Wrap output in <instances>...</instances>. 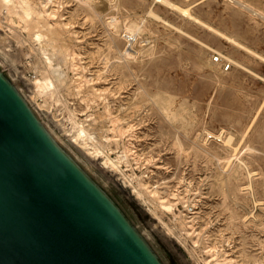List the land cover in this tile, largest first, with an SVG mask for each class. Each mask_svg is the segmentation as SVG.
I'll list each match as a JSON object with an SVG mask.
<instances>
[{
    "label": "rangeland",
    "instance_id": "rangeland-1",
    "mask_svg": "<svg viewBox=\"0 0 264 264\" xmlns=\"http://www.w3.org/2000/svg\"><path fill=\"white\" fill-rule=\"evenodd\" d=\"M29 1L32 2V4H35L34 6H36L37 8H40L41 0H29ZM169 1L181 7L185 5V7L183 8H187V7L190 8L193 13L201 17L204 21L220 29L221 31H224L234 36L239 41H241L242 43L244 42V44L251 47L259 54L261 53L260 55L264 56V20H261L258 18L255 19V17L251 16L249 13H247L243 9L236 7V5L234 6V4L230 3L229 0H169ZM244 1L248 3L250 2L249 4L252 3L251 5L254 8H256L257 10H260L261 12H264V7H262L264 6V0H249V1L244 0ZM93 2L94 4L97 5L99 9L96 15L92 10L88 8H86L87 10L86 11L84 9L85 6L83 7V5L78 4L79 2L77 0H53V2L51 4H48L46 8L48 11L47 13L48 14L51 13L52 22H59V23L62 22L64 29L67 30L66 35L68 34L67 35L68 37L67 36L66 37L68 39V43H70L72 47L71 49H73V51L75 52L74 54H77V56L76 55L73 56V54L71 55L73 56V59L72 57L70 58L71 62L69 63V66L67 68V71L69 73L66 71V78L64 82L62 83L54 82L55 84L54 92L55 93L53 94V97L50 96L48 98L46 96H43L42 94H38L36 91V87L33 83L36 80L42 78L46 72L43 70L44 63L42 61H44V58L42 54L39 53L41 52L40 48L38 47L39 45L37 41H34L35 39L33 35H31L33 31L31 30V28L28 27L29 25L28 22L21 19L17 14H12V16L10 15V17L5 18L7 16L5 15V13L2 12L3 6L1 4H0V59L5 63L9 72L17 76L18 81L20 82V85L25 90L26 96L30 99L34 107H36V109L40 112L41 117L45 120V122L49 124L60 135V137L63 138L67 142V144L72 148V150L75 151L78 154V156L86 162V164L91 169V171L96 173L101 181L103 180L102 182L108 188H110V191L114 194L116 199L121 203L125 211L132 218L133 222L141 230H146L150 234L153 245L162 255L166 264H215L216 258L217 259L219 258L218 260L221 262H225L224 258H227L228 260L232 258L233 260L232 259L231 260L235 264H252V263L253 264H264L263 262L264 261V230H263L264 229V202L262 201L264 199V195H263L264 194V155H263L264 154V80H263L264 79V60L254 55L248 54L245 51H241L237 49L235 50V49H230V48L229 50H227L225 48L226 45L223 44L219 38L211 35L209 32L203 29L195 27L194 25L190 24L180 14L175 13L165 8L161 4L158 5L159 3H154V0H142V3H141V0H123L124 3L126 2L125 6L130 10V13L132 14L130 19L137 21L140 18L145 17L144 15L146 14V12L150 9V7L151 8L153 7L156 13H159L163 18L171 22V24H174L175 27L181 29L182 31L186 33H189L190 35H193L195 37L205 40V42H207L214 50L222 53L226 57H230V59L238 62L239 65L232 64L233 66L234 65L235 66L234 67L232 66V68L228 70L227 72L223 69L222 63L220 62L215 61V63L221 64L219 66L216 64H214V66L213 65L210 66L209 59L212 60V57L213 56L216 57V55L218 56V54L208 51V50L205 51L206 54L204 53L205 55H203L202 60L204 63L203 62L200 63L194 58V55L197 51V48L194 42H192L188 37L184 36L183 34L181 33L179 34L178 32L174 31V29H171L167 25H164L162 23L159 24L155 21L153 22L150 19L153 22V23L150 22L151 23L150 27L152 29L154 28L153 33L150 34L147 32L148 34H145V38L148 37V39L152 40V45L154 46L153 51L155 53L152 51V54H150L149 47L147 48L144 47V49L140 50L138 54H135L136 50L133 45L130 46L129 44H126L127 45L126 46L125 44H123V42H120L119 44L120 49L126 50L128 49L127 47L129 46L128 50L132 49V52H134V55H135V57L132 58L133 60L130 59L129 61H125L124 59L123 60L119 59L120 63L123 66L122 67L123 69H122L119 62H117L118 59H116V57H118L119 54L115 53L112 50L110 51L109 49L110 40L108 39H110V37L108 36V31L106 27H104L106 26V22L105 24L103 23L104 22L103 20H106L109 17L107 16V13L109 12L107 8L108 0H94ZM235 12L237 14L236 16H235ZM88 16H91V17H88ZM96 17L100 18L99 21H98V18ZM18 18L21 19L20 22ZM10 19H13L12 22L14 23L15 26L12 25L13 23H10L9 21ZM6 20L7 22H3ZM7 23L8 24L10 23L11 25L10 24L8 25ZM17 23H19V25H16ZM8 26L9 28L12 29V32L7 30ZM25 26L27 27V29H25L26 28ZM105 32L106 34H104ZM72 35L73 37H71ZM105 39H106V43H105ZM174 40H176L177 42ZM76 42L78 45L75 44ZM153 43H155V45ZM30 44L32 45V47ZM178 46H181V47L178 48ZM158 49L160 51H158ZM87 51L90 52L88 53L89 56L87 54ZM95 59H98V60H95ZM152 59H153V62L155 63H152ZM225 59H228V58H225ZM130 62L131 63L133 62V64H131ZM35 64H37L38 66ZM110 64L112 65L110 66ZM72 66L73 67L77 66V67L73 68ZM238 66L240 68H237ZM131 70H134V71H131ZM76 75H78L79 77H77ZM67 76H70V77H67ZM221 76L223 77L221 78ZM133 77L135 79H133ZM119 78L121 79L119 80ZM154 84H156V86ZM62 85H65L66 87ZM84 88L85 89L87 88V89L85 90ZM138 88H140L141 90L140 89L138 90ZM74 89L77 91H75ZM143 89L146 90V92L149 95H152V94L155 95L156 93H159L161 91L159 94L162 95V98L166 97L165 100H167V101H164V103L167 104L166 107L171 110L174 109L173 111L177 112V115H179V119L177 120V122L169 121L167 118H165L166 116H165V113L162 112L163 111L162 108L161 110H159L160 107H158L153 102H151L150 101L151 99L149 97L147 99V95H146V98L145 96H143L145 95L143 94L145 93ZM72 90H73V93H72ZM90 92L93 94H91ZM134 92H136V94ZM70 94L72 95L70 96ZM66 95H68L67 96L68 98L65 97ZM85 97L87 100H91V102L90 101L88 102L85 99ZM104 97L106 99H103ZM172 98L174 100H172ZM134 99L136 101H134ZM114 100L115 101L117 100L116 103ZM168 100L172 102H169ZM174 101L176 103H173ZM140 102H144V103H140ZM188 103L190 104L189 106H188ZM103 104L105 105L103 106ZM178 105H181V106H178ZM83 107H85L86 109ZM91 107H94V108L91 109ZM178 107H180L179 108L180 110H178ZM107 108L112 114L111 117L108 116V113H105L107 112ZM129 108L130 109L132 108L133 110L132 109L130 110ZM181 108L184 112L181 111ZM187 109H190V110L187 111ZM130 111H132V113ZM207 111H208V114H207ZM149 113L153 115L151 116ZM105 115L108 116V119H107V116ZM159 115L161 117H159ZM85 118H86L85 122L87 124H85L84 122ZM112 118H119L120 124L124 126V129H127V127L125 126H127V123L129 122L130 125H133V129L127 130L126 133L124 132V134L120 135L119 132L117 133L116 131H114V123H112L111 121ZM181 120H182V123H181ZM228 120L229 122H227ZM157 124L159 127L157 126ZM182 124L186 126V128H183L184 126ZM203 124L205 126H203ZM79 127L84 128L86 132L89 134V136L91 137L90 140H88V143L91 144L93 142V144L96 145V147H98L100 151H102L103 156L99 157V160L95 161V159L87 155V153L83 150V148L80 147V145L75 144L74 141L72 140L73 134L76 133V130ZM101 128H104V129L101 130ZM229 128L231 131L229 130ZM179 129L182 130V133L180 132ZM108 130L111 132H109ZM206 132H210V135H213V137L209 139V141H208L209 136L208 134H206ZM224 132H226V134ZM111 133H114V136ZM203 133L204 135H202ZM229 134L233 135V139H234L232 140L231 143H229L228 145L229 147L233 146L234 148H237L239 150L245 144L248 146H251L252 153H250L251 151L249 152L250 154L247 152L245 153L243 157L248 167L250 166L251 173H255L251 177V180L253 183L251 190L250 189L242 190L243 192L239 191L238 193L235 192V196L238 199L236 202L234 201V199L233 200L227 199L226 201V203L231 204L230 206L232 207L234 206V208H236V211H238V215L242 216V221L241 219L236 220L234 226L229 225V221L227 220L228 212L224 211V198H222V195H220L217 189L218 180L214 181V179L217 178L216 176L219 177L221 175L222 177L220 176L219 178H223L225 176L222 170L223 169L226 170L228 165L224 161L222 162H219L218 160L216 161L217 159L215 158L216 154L212 152L213 150L218 151V156L222 158L223 156L225 157L228 154L229 151L224 152L222 150L223 143L219 140H221L222 137L224 138L226 137V135H229ZM249 134L250 136H248ZM243 135H245V137H243ZM175 136L179 137V139L181 140L182 146H183L182 149L185 151H179V148L176 146L174 142ZM216 137H221V138L219 139ZM100 139L102 140L100 141ZM203 139L205 142L203 141ZM120 145L123 147H121ZM236 145L238 146L236 147ZM130 146L132 147V149ZM200 148L211 150L210 151L211 153L209 152L206 153V152L197 150ZM128 149L130 150L129 152H128ZM121 150H122V153H121ZM125 150L128 153L127 160L129 164L131 163L130 165L126 163L127 160L123 156L126 153ZM133 152L136 153V155ZM104 156H110L112 157L113 160H117L118 157L122 156L121 161L123 164L120 163V167L122 168L121 170L127 176H130V177H133L134 174H135L134 176H138V177L148 176V178H143V179L146 180L145 183L150 186L149 190L151 188L153 189L154 187V189H156L159 192L160 196H163L164 199H168L169 196L167 194L168 193L171 194L174 191L173 192L174 194H178L179 192L178 194L179 197L184 198L185 201H193V203H196L197 209L194 210L195 212H197L196 214H190V212L187 211L180 204H178V207H177L179 208L180 211L183 212L181 214L187 215V217L184 216L186 221H190V219L191 221L193 220L192 223L191 224L189 223L188 225H192L194 223L193 225L195 226L194 227L195 233L192 234L193 229L191 230L189 228H188V231H190L192 236L191 235L187 236L186 233L180 232L179 231L180 226L178 222L174 220L175 219L174 215L169 212H163L162 210H160L157 204L155 203V200L151 197L152 195L144 191L145 197L147 196V200L151 208L154 209L156 213L158 212L157 214L158 216H160L159 218L161 220L160 219L158 220V217H156L154 213L152 212V210L148 208L149 206L146 203L142 202V199H139V197H137V195L132 192L131 187L125 181V179H123L122 175L119 174V172H116L114 170L112 171L111 169L109 170L108 168H105L103 166L102 161L104 159ZM241 176L239 177V180H238V183H240V188L245 187L249 184L248 174L245 170L244 171L242 170ZM165 185L167 189L166 187H164ZM252 194L254 196H252ZM253 200H256L255 204L253 203ZM257 202H260V204L257 205ZM187 204L188 203H186L185 205ZM237 204L238 206L236 207ZM198 208L200 209V212L198 211L199 210ZM180 211H178V209H175L174 213L178 215ZM162 223H165V225H167L168 227L170 226V228H172V230L179 236H181V233H184L181 236V238L185 239V244H187L186 246L187 248L188 247L189 248L187 249L184 245H182L177 240V238L173 236L167 230V227L165 228V225ZM258 224H260V226ZM173 227L175 228V230L173 229ZM225 230L227 232H224ZM197 234H200L201 237H199V235ZM205 234L208 236H206ZM195 240L198 241L196 244L197 248L194 247L195 251L192 252L191 254L190 251H192L191 249L194 246L193 242L191 241H195ZM208 249L219 252L220 256L216 257V256L210 255L211 252ZM207 250H208V253H207ZM203 257L204 259H202Z\"/></svg>",
    "mask_w": 264,
    "mask_h": 264
},
{
    "label": "water",
    "instance_id": "water-1",
    "mask_svg": "<svg viewBox=\"0 0 264 264\" xmlns=\"http://www.w3.org/2000/svg\"><path fill=\"white\" fill-rule=\"evenodd\" d=\"M102 181L0 59V264H166Z\"/></svg>",
    "mask_w": 264,
    "mask_h": 264
},
{
    "label": "bare ground",
    "instance_id": "bare-ground-1",
    "mask_svg": "<svg viewBox=\"0 0 264 264\" xmlns=\"http://www.w3.org/2000/svg\"><path fill=\"white\" fill-rule=\"evenodd\" d=\"M79 3L78 4H81V5H83V7H84V9L86 10V8H88V9H90V10H92L94 13H95V15L97 14V12L99 11V9H98V7H97V5L96 4H94V0H77ZM230 1V3H233L234 4V6L236 5V7H239V8H241V9H243L244 11H246L247 13H249L251 16H253V17H255V19L256 18H258V19H261V20H264V12H261L260 10H257L256 8H254L251 4H249L248 2H246V1H244V0H229ZM249 1V0H248ZM53 2V0H41V2H40V8H37L36 6H34L35 4H32V2H30L29 0H0V4L3 6V13H5V15L7 16V17H5V18H8V17H10V15L12 16V14H17L21 19H23V20H25L26 22H28V27L29 28H31V30L33 31L32 32V34L31 35H33V37H34V41H37V43H38V47L40 48V51L41 52H39V53H41L42 54V56H43V58H44V61H42L43 63H44V68H43V70L46 72L45 73V75L42 77V78H40V79H38V80H36L35 82H33L34 83V85H35V87H36V91H37V93L38 94H42L43 96H46V97H50V96H52L53 97V94L55 93L54 92V89H55V84H54V82L56 83H62V82H64V80H65V78H66V71H67V68H68V66H69V63L71 62L70 60V58L72 57V59H73V56L74 55H76L77 56V54H74L75 52L73 51V49H71L72 47H71V45H70V43H68V39H67V35H66V31L67 30H65L64 29V27H63V25H62V22L61 23H59V22H52L51 21V13H47L48 11H47V6H48V4H51ZM127 2V1H126ZM125 2V3H126ZM140 2V1H139ZM152 2V1H151ZM150 2V3H151ZM182 2V1H181ZM183 2H185V1H183ZM187 2V1H186ZM59 3V2H58ZM95 3H97V2H95ZM125 3L123 2V0H108V4H107V8H108V10H109V12L107 13V16H109L106 20H103L104 22V24H105V22H106V26H104V27H106V29H107V31H108V36L110 37V39H108V40H110V42H109V49H110V51L112 50V51H114L115 53H117V54H119L118 55V57H116V59H118L117 60V62H119V64L121 65V68L123 67L122 66V64L120 63V61H119V59H124L125 61H129L130 59H132V58H134L135 57V55H134V52H132V49H130V50H128L129 49V46L127 47L128 49H126V50H122V49H120V42H123V44H129L130 46H134L135 47V50H136V53L135 54H138V52L140 51V50H143L144 49V47L145 48H147V47H149V52H150V54H152V51H153V49H154V46L152 45V40L151 39H148V37L147 38H145V34H148V33H153V29L150 27V22H157V23H162V24H164V25H167L168 27H170L171 29H174V31H176V32H178L179 34L181 33V34H183L184 36H186V37H188L192 42H194V44L196 45V48H197V51H196V53H195V55H194V58H195V60H197V61H199L200 63L201 62H203V55H205L206 53H205V51H211V52H214V53H216V54H218V55H220V56H222L223 58H228L229 60H230V62L232 63V64H235V65H239V63L238 62H236V61H234V60H232V59H230V57H226L225 55H223L222 53H220V52H218V51H216V50H214L207 42H205V40H203V39H201V38H198V37H195V36H193V35H190L189 33H186V32H184V31H182L181 29H179V28H177V27H175L174 26V24H171V22H169L168 20H166L165 18H163L159 13H156L155 11H154V9H153V7L151 8L150 7V9L146 12V14L144 15L145 17H142V18H140L139 20H132V19H130V17L132 16V14L130 13V10L125 6ZM137 3V2H136ZM141 3H142V0H141ZM140 3V4H141ZM149 3V4H150ZM154 3H159L158 5H162V6H164L165 8H167V9H169V10H171V11H173V12H175V13H178V14H180L181 16H183L190 24H192V25H194L195 27H197V28H200V29H203V30H205V31H207V32H209L211 35H213V36H215V37H217V38H219L220 39V41L223 43V44H225L226 46H225V48L227 49V50H229V48L230 49H237V50H241V51H245L246 53H248V54H251V55H254V56H256V57H258V58H260V59H262V60H264V56H262V55H260L258 52H256L254 49H252L251 47H249V46H247L246 44H244V42L242 43L241 41H239L237 38H235L234 36H232V35H230V34H228V33H226V32H224V31H221L220 29H218V28H216V27H214L213 25H211V24H209L208 22H206V21H204L201 17H199L198 15H196L195 13H193L192 11H191V9L190 8H183V7H185V5L183 6V7H181V6H179V5H177V4H175V3H173V2H171V1H169V0H154ZM193 3V2H192ZM195 3V2H194ZM36 4H37V2H36ZM60 4V3H59ZM39 5V4H38ZM77 5V4H76ZM156 5V4H155ZM181 5V4H180ZM189 5V4H188ZM188 5H186V6H188ZM191 5V4H190ZM226 5V4H225ZM141 6V5H140ZM196 6V5H195ZM208 6V5H207ZM142 7V6H141ZM262 7H264V6H262ZM81 8V7H80ZM79 8V9H80ZM208 8V7H207ZM228 8V7H227ZM52 9V8H51ZM78 9V10H79ZM83 9V10H84ZM144 9H146V8H144ZM56 10V9H55ZM58 11V10H57ZM77 11V10H76ZM87 11V10H86ZM144 11V10H143ZM207 11V10H206ZM205 11V12H206ZM83 12V11H82ZM90 12V11H89ZM88 12V13H89ZM92 12V13H93ZM3 13H1V14H3ZM55 13H57V12H55ZM85 13V12H84ZM134 13V12H133ZM136 13V12H135ZM224 13V12H223ZM62 14H64V13H62ZM90 14V13H89ZM88 14V15H89ZM131 14V15H130ZM203 14H204V12H203ZM206 14V13H205ZM231 14V13H230ZM16 15V16H17ZM53 15H54V13H53ZM103 15V14H102ZM237 14H236V12H235V16H236ZM249 15V16H250ZM63 16V15H62ZM94 16V15H93ZM98 16V15H97ZM205 16V15H204ZM234 16V17H235ZM53 17H55V16H53ZM64 17V16H63ZM88 17H91V16H88ZM104 17V16H103ZM102 17V18H103ZM4 18V17H3ZM61 18V17H60ZM59 18V19H60ZM96 18H98V21H99V17H96ZM133 18V17H132ZM207 18V17H206ZM252 18V17H251ZM19 19V18H18ZM21 19H19V22H20V20ZM73 19V18H72ZM94 19V18H93ZM92 19V20H93ZM152 21H151V20ZM182 19V18H181ZM3 20V19H2ZM29 20H30V22H29ZM91 20V21H92ZM216 20V19H215ZM10 21V23H13L12 21H13V19H10L9 20ZM57 21V20H56ZM59 21V20H58ZM3 22H7V20L6 21H3ZM2 22V23H3ZM23 22V21H22ZM68 22V21H67ZM101 22V21H100ZM152 22V23H153ZM183 22V21H182ZM253 22V21H252ZM9 23V24H10ZM66 23V22H65ZM156 23V24H157ZM184 23V22H183ZM255 23V22H254ZM8 24V23H7ZM8 24V25H9ZM73 24V23H72ZM155 24V25H156ZM11 25V24H10ZM12 25H14V23L12 24ZM16 25H19V23H17ZM185 25V24H184ZM232 25V24H231ZM260 25V24H259ZM15 26V25H14ZM71 26V25H70ZM26 27V26H25ZM14 28V27H13ZM24 28V27H23ZM165 28H166V26H165ZM18 29H19V27H18ZM25 29H27V27L25 28ZM161 29H162V27H161ZM7 30L8 31H11L12 32V29L11 28H9V26L7 27ZM17 30V29H16ZM25 31V30H24ZM106 31V32H107ZM156 31H158V30H156ZM231 31V30H230ZM18 32V31H17ZM70 32V31H69ZM68 32V33H69ZM106 32L104 33V34H106ZM148 32V33H147ZM165 32V31H164ZM163 32V33H164ZM175 32V33H176ZM26 33H28V32H26ZM30 33V32H29ZM73 33V32H72ZM71 33V34H72ZM159 33V32H158ZM169 33V32H168ZM74 34V33H73ZM22 35V34H21ZM165 35V34H164ZM23 36V35H22ZM67 36V37H66ZM70 36V35H69ZM77 36V35H76ZM170 36H172V35H170ZM180 36V35H179ZM71 37H73V35L71 36ZM149 37H151V36H149ZM160 37V36H159ZM211 37V36H210ZM29 38H30V36H29ZM155 38V37H154ZM32 39V38H31ZM73 39H75V38H73ZM161 39V38H160ZM162 39H164V38H162ZM168 39V38H167ZM78 40V39H77ZM172 40V39H171ZM21 41V40H20ZM167 41V40H166ZM174 41H176V40H174ZM173 41V42H174ZM22 42V41H21ZM24 42V41H23ZM71 42V41H70ZM104 42V41H103ZM161 42V41H160ZM164 42V41H163ZM177 42V41H176ZM105 43H106V39H105ZM157 43H158V41H157ZM170 43V42H169ZM75 44H77V42L75 43ZM108 44V43H107ZM154 45H155V43H153ZM180 44V43H179ZM24 45V44H23ZM31 45V44H30ZM34 45V44H33ZM78 45V44H77ZM157 45V44H156ZM102 46V45H101ZM105 46V45H104ZM127 46V45H126ZM163 46V45H162ZM170 46V45H169ZM186 46V45H185ZM31 47H32V45H31ZM96 47V46H95ZM155 47H157V46H155ZM164 47V46H163ZM179 47H181V46H178V48ZM73 48H75V47H73ZM105 48V47H104ZM184 48V47H183ZM186 48V47H185ZM36 49V48H35ZM95 49V48H94ZM99 49V48H98ZM102 49V48H101ZM106 49V48H105ZM134 49V48H133ZM171 49H172V47H171ZM175 49V48H174ZM80 50V49H79ZM78 50V51H79ZM176 50V49H175ZM174 50V51H175ZM179 50V49H178ZM34 51V50H33ZM82 51V50H81ZM158 51H160L159 49H158ZM177 51V50H176ZM175 51V52H176ZM37 52V51H36ZM101 52V51H100ZM109 52V51H108ZM142 52V51H141ZM148 52V51H147ZM154 52V51H153ZM185 52V51H184ZM194 52V51H193ZM88 53H90V52H88L87 51V54ZM98 53V52H97ZM144 53V52H143ZM155 53V52H154ZM173 53V52H172ZM205 53V54H204ZM73 54V56H71ZM106 54H108V53H106ZM140 54V53H139ZM142 54V53H141ZM86 55V54H85ZM144 55V54H143ZM142 55V56H143ZM157 55V54H156ZM185 55V54H184ZM208 55V54H207ZM213 55V54H212ZM211 55V56H212ZM88 56H89V54H88ZM102 56V55H101ZM113 56H114V54H113ZM112 56V57H113ZM147 56V55H146ZM165 56V55H164ZM37 57V56H36ZM104 57H106V56H104ZM145 57V56H144ZM157 57V56H156ZM160 57V56H159ZM216 57H217V55H216ZM42 58V59H43ZM77 58H79V57H77ZM146 58V57H145ZM155 58V57H154ZM158 58V57H157ZM210 58V57H209ZM215 57L213 56L212 57V60L211 59H209V61H210V66L211 65H213L214 66V64H216V65H221V64H219V63H215V59H214ZM99 59V58H98ZM98 59H95V60H98ZM114 59V58H113ZM112 59V60H113ZM160 59V58H159ZM163 59V58H162ZM83 60V59H82ZM91 60H93V59H91ZM133 60V59H132ZM131 60V61H132ZM137 60V59H136ZM146 60H148V59H146ZM157 60V59H156ZM90 61V60H89ZM150 61V60H149ZM204 61H206V60H204ZM258 61V60H257ZM39 62H41V61H39ZM74 62V61H73ZM79 62H80V60H79ZM96 62V61H95ZM99 62V61H98ZM105 62V61H104ZM109 62V61H108ZM145 62V61H144ZM143 62V63H144ZM190 62V61H189ZM262 62V61H261ZM260 62V63H261ZM42 63V64H43ZM85 63V62H84ZM126 63V62H125ZM124 63V64H125ZM131 63V62H130ZM152 63H155V62H153V59H152ZM204 63V62H203ZM118 64V63H117ZM131 64H133V62L131 63ZM140 64V63H139ZM150 64V63H149ZM159 64V63H158ZM187 64V63H186ZM190 64V63H189ZM251 64V63H250ZM35 65H37V64H35ZM84 65V64H83ZM101 65H102V63H101ZM106 65V64H105ZM112 64H110V66H111ZM120 65H118V66H120ZM128 65V64H127ZM145 65V64H144ZM180 65V64H179ZM193 65V64H192ZM205 65V64H204ZM203 65V66H204ZM234 65V66H235ZM38 66V65H37ZM78 66V65H77ZM76 66V67H77ZM85 66V65H84ZM125 66V65H124ZM141 66V65H140ZM143 66V65H142ZM184 66V65H183ZM198 66V65H197ZM208 66V65H207ZM217 66V67H218ZM233 66V65H232ZM233 66V67H234ZM73 67V66H72ZM71 67V68H72ZM75 66L73 67V68H76ZM126 67V66H125ZM146 67V66H145ZM196 67V66H195ZM201 67H202V65H201ZM205 67V66H204ZM203 67V68H204ZM105 68V67H104ZM152 68V67H151ZM184 68V67H183ZM194 68V67H193ZM216 68V67H215ZM237 68H240L239 66L237 67ZM38 69V68H37ZM87 69V68H86ZM99 69V68H98ZM117 69H118V67H117ZM120 69V68H119ZM123 69V68H122ZM141 69V68H140ZM156 69V68H155ZM154 69V70H155ZM207 69V68H206ZM217 69V68H216ZM220 69V68H219ZM83 70H84V68H83ZM91 70V69H90ZM104 70V69H103ZM102 70V71H103ZM125 70V69H124ZM145 70V69H144ZM208 70V69H207ZM245 70V69H244ZM70 71V70H69ZM75 71H77V70H75ZM82 71V70H81ZM106 71H107V69H106ZM118 71V70H117ZM116 71V72H117ZM121 71V70H120ZM129 71V70H128ZM131 71H134V70H131ZM143 71V70H142ZM142 71H140V72H142ZM202 71V70H201ZM216 71V70H215ZM222 71H224V70H222ZM250 71V70H249ZM42 72V71H41ZM68 72V71H67ZM88 72V71H87ZM105 72V71H104ZM113 72V71H112ZM119 72V71H118ZM126 72V71H125ZM219 72V71H218ZM227 72V71H226ZM225 72V73H226ZM69 73V72H68ZM78 73V72H77ZM98 73V72H97ZM106 73V72H105ZM124 73V72H123ZM134 73V72H133ZM213 73V72H212ZM215 73V72H214ZM38 74V73H37ZM76 74V73H75ZM74 74V75H75ZM79 74H80V72H79ZM78 74V75H79ZM107 74H108V72H107ZM116 74V73H115ZM127 74V73H126ZM125 74V75H126ZM136 74V73H135ZM147 74V73H146ZM224 74V73H223ZM78 75H76L77 77H79ZM103 75V74H102ZM120 75H121V73H120ZM140 75V74H139ZM222 75V74H221ZM226 75V74H225ZM231 75V74H230ZM40 76V75H39ZM100 76V75H99ZM106 76V75H105ZM104 76V77H105ZM111 76V75H110ZM132 76V75H131ZM136 76V75H135ZM145 76V75H144ZM217 76V75H216ZM224 76V75H223ZM223 76H221V78L223 77ZM257 76H259V75H257ZM67 77H70V76H67ZM103 77V76H102ZM143 77V76H142ZM208 77H210V76H208ZM92 78V77H91ZM109 78V77H108ZM123 78V77H122ZM149 78V77H148ZM262 78V77H261ZM70 79V78H69ZM72 79V78H71ZM74 79V78H73ZM77 79V78H76ZM80 79H81V77H80ZM88 79V78H87ZM105 79V78H104ZM107 79V78H106ZM121 78H119V80H120ZM124 79V78H123ZM129 79V78H128ZM127 79V80H128ZM133 79H135L134 77H133ZM143 79V78H142ZM215 79V78H214ZM218 79V78H217ZM78 80V79H77ZM126 80V81H127ZM148 80V79H147ZM216 80V79H215ZM264 80V79H263ZM70 81V80H69ZM87 81V80H86ZM219 81H220V79H219ZM71 82V81H70ZM81 82V81H80ZM92 82V81H91ZM108 82V81H107ZM116 82V81H115ZM118 82V81H117ZM132 82V81H131ZM136 82V81H135ZM214 82V81H213ZM218 82V81H217ZM67 83V82H66ZM83 83V82H82ZM85 83V82H84ZM155 83V82H154ZM221 83V82H220ZM233 83V82H232ZM73 84H74V82H73ZM120 84V83H119ZM125 84V83H124ZM129 84V83H128ZM131 84V83H130ZM138 84V83H137ZM141 84V83H140ZM143 84V83H142ZM159 84V83H158ZM58 85V84H57ZM81 85V84H80ZM108 85V84H107ZM146 85V84H145ZM144 85V86H145ZM155 86H156V84H154ZM232 85V84H231ZM62 86H65V85H62ZM104 86V85H103ZM115 86V85H114ZM220 86V85H219ZM66 87V86H65ZM85 87H86V85H85ZM89 87V86H88ZM91 87V86H90ZM96 87V86H95ZM124 87H125V85H124ZM225 87V86H224ZM237 87V86H236ZM240 87V86H239ZM77 88V87H76ZM143 88V87H142ZM156 88V87H155ZM212 88V87H211ZM218 88V87H217ZM66 89V88H65ZM72 89H73V87H72ZM85 89V88H84ZM87 89V88H86ZM85 89V90H86ZM110 89V88H109ZM116 89V88H115ZM120 89H122V88H120ZM140 88H138V90H139ZM158 89H159V87H158ZM161 89V88H160ZM71 90V89H70ZM75 90V89H74ZM107 90V89H106ZM105 90V91H106ZM141 90V89H140ZM144 90V89H143ZM157 90V89H156ZM216 90V89H215ZM247 90H248V88H247ZM25 91V90H24ZM59 91V90H58ZM75 91H77V90H75ZM97 91V90H96ZM99 91V90H98ZM124 91V90H123ZM159 91V90H158ZM242 91V90H241ZM246 91V90H245ZM84 92V91H83ZM95 92V91H94ZM101 92V91H100ZM117 92H119V91H117ZM144 92L145 93H143V94H145V95H143V96H145V98H146V95H147V99H148V97L151 99H149L151 102H153L155 105H157L158 107H160V109L159 110H161V108H162V112H164L165 113V118H167L169 121H176L177 122V120L179 119V115H177V112H175V111H173V110H171V109H169V108H167L166 107V105L167 104H165L164 103V101H167V100H165V98L163 97L162 98V95L161 94H159V93H156L155 95H149L147 92H146V90H144ZM154 92V91H153ZM156 92V91H155ZM162 92H164V91H162ZM165 92H167V91H165ZM219 92V91H218ZM72 93H73V90H72ZM80 93V92H79ZM86 93V92H85ZM88 93V92H87ZM91 93V92H90ZM135 94H136V92H134ZM152 93V92H151ZM168 93H169V91H168ZM215 93V92H214ZM243 93V92H242ZM245 93V92H244ZM60 94V93H59ZM65 94V93H64ZM84 94V93H83ZM91 94H93V93H91ZM120 94V93H119ZM125 94V93H124ZM138 94V93H137ZM165 94H167V93H165ZM72 94H70V96H71ZM76 95V94H75ZM105 95H107V94H105ZM104 95V96H105ZM164 95V94H163ZM244 95V94H243ZM56 96V95H55ZM68 95H66L65 97H67ZM82 96V95H81ZM95 96V95H94ZM109 96V95H108ZM138 96V95H137ZM214 96V95H213ZM235 96V95H234ZM51 97V98H52ZM73 97V96H72ZM84 97V96H83ZM101 97H102V95H101ZM114 97V96H113ZM139 97H141V96H139ZM138 97V98H139ZM171 97V96H170ZM173 97V96H172ZM175 97V96H174ZM212 97V96H211ZM237 97V96H236ZM241 97H242V95H241ZM58 98H59V96H58ZM68 98V97H67ZM81 98V97H80ZM108 98V97H107ZM110 98V97H109ZM169 98V97H168ZM178 98V97H177ZM213 98V97H212ZM77 99V98H76ZM83 99V98H82ZM85 99H86V97H85ZM91 99V98H90ZM98 99V98H97ZM103 99H106L105 97L103 98ZM137 99V98H136ZM144 99V98H143ZM170 99V98H169ZM248 99V98H247ZM58 100H60V99H58ZM87 100V99H86ZM110 100V99H109ZM172 100H174L173 98H172ZM179 100V99H178ZM177 100V101H178ZM185 100V99H184ZM183 100V101H184ZM246 100V99H245ZM88 102L90 101L91 102V100H87ZM108 101V100H107ZM115 101V100H114ZM113 101V102H114ZM117 101V100H116ZM116 101H115V103H116ZM134 101H136L135 99H134ZM150 101H149V103H150ZM169 101V100H168ZM195 101V100H194ZM58 102V101H57ZM60 102V101H59ZM67 102V101H66ZM70 102V101H69ZM87 102V103H88ZM169 102H172V101H169ZM186 102V101H185ZM240 102V101H239ZM133 103V102H132ZM137 103V102H136ZM140 103H144V102H140ZM148 103V102H147ZM146 103V104H147ZM152 103V104H153ZM173 103H176L175 101L173 102ZM180 103V102H179ZM193 103V102H192ZM97 104V103H96ZM99 104V103H98ZM105 104H107V103H105ZM105 104H103V106L105 105ZM114 104V103H113ZM183 104V103H182ZM181 104V105H182ZM205 104H207V103H205ZM262 104V103H261ZM133 105V104H132ZM135 105H137V104H135ZM144 105V104H143ZM154 105V106H155ZM172 105V104H171ZM181 105H178V106H181ZM190 104L188 103V106H189ZM197 105V104H196ZM210 105V104H209ZM208 105V106H209ZM242 105V104H241ZM80 106V105H79ZM86 106V105H85ZM93 106V105H92ZM100 106V105H99ZM109 106V105H108ZM120 106V105H119ZM124 106V105H123ZM127 106V105H126ZM142 106V105H141ZM153 106V105H152ZM151 106V107H152ZM156 106V107H157ZM183 106V105H182ZM194 106V105H193ZM192 106V107H193ZM199 106V105H198ZM212 106V105H211ZM74 107V106H73ZM90 107V106H89ZM106 107V106H105ZM114 107H115V105H114ZM121 107V106H120ZM125 107V106H124ZM128 107V106H127ZM155 107V108H156ZM171 107V106H170ZM184 107V106H183ZM197 107V106H196ZM217 107V106H216ZM260 107V106H259ZM83 108H85V107H83ZM92 108H94V107H91V109ZM110 108V107H109ZM117 108V107H116ZM119 108V107H118ZM154 108V107H153ZM177 108V107H176ZM180 107H178V110H180L179 109ZM185 108V107H184ZM189 108V107H188ZM213 108V107H212ZM219 108V107H218ZM86 109V108H85ZM111 109V108H110ZM130 109V108H129ZM128 109V110H129ZM132 109V108H131ZM130 109V110H131ZM145 109V108H144ZM148 109H149V107H148ZM206 109V108H205ZM209 109V108H208ZM244 109V108H243ZM247 109V108H246ZM78 110V109H77ZM76 110V111H77ZM133 110V109H132ZM152 110V109H151ZM188 110H190V109H187V111ZM194 110H195V108H194ZM79 111V110H78ZM84 111V110H83ZM98 111V110H97ZM118 111V110H117ZM177 111V110H176ZM181 111H183L182 110V108H181ZM201 111V110H200ZM229 111V110H228ZM89 112H91V111H89ZM94 112V111H93ZM105 112V111H104ZM103 112V113H104ZM131 113H132V111H130ZM152 112V111H151ZM161 112V113H162ZM184 112V111H183ZM190 112V111H189ZM204 112V111H203ZM217 112V111H216ZM242 112V111H241ZM69 113V112H68ZM82 113V112H81ZM105 113H108V116L109 117H111L112 116V114L110 113V111H109V109L107 108V112H105ZM113 113V112H112ZM146 113V112H145ZM153 113H155V112H153ZM182 113V112H181ZM78 114V113H77ZM120 114V113H119ZM150 114V113H149ZM158 114V113H157ZM156 114V115H157ZM207 114H208V111H207ZM234 114V113H233ZM70 115V114H69ZM88 115H90V114H88ZM95 115H97V114H95ZM94 115V116H95ZM114 115V114H113ZM127 115V114H126ZM151 115V114H150ZM153 115V114H152ZM151 115V116H152ZM183 115V114H182ZM185 115V114H184ZM190 115V114H189ZM188 115V116H189ZM203 115V114H202ZM213 115V114H212ZM244 115V114H243ZM246 115V114H245ZM105 116H107V115H105ZM108 116H107V119H108ZM119 116V115H118ZM181 116V115H180ZM186 116V115H185ZM237 116H238V114H237ZM248 116H250V115H248ZM252 116V115H251ZM77 117V116H76ZM123 117V116H122ZM127 117V116H126ZM147 117V116H146ZM158 117V116H157ZM159 117H161L160 115H159ZM184 117V116H183ZM191 117H192V115H191ZM253 117V116H252ZM258 117V116H257ZM73 118V117H72ZM71 118V119H72ZM136 118H138V117H136ZM140 118H141V116H140ZM195 118V117H194ZM199 118V117H198ZM224 118V117H223ZM229 118V117H228ZM233 118V117H232ZM74 119H76V118H74ZM92 119V118H91ZM95 119H96V117H95ZM99 119V118H98ZM104 119V118H103ZM147 119H149V118H147ZM154 119V118H153ZM156 119V118H155ZM204 119H206V118H204ZM226 119H227V117H226ZM231 119V118H230ZM241 119V118H240ZM85 120H86V118L84 119V122H85ZM163 120V119H162ZM184 120V119H183ZM198 120V119H197ZM232 120V119H231ZM230 120V121H231ZM81 121V120H80ZM95 121V120H94ZM111 121H112V123H114V131H116L117 133L119 132L120 133V135H122V134H124V132L126 133V131L127 130H131V129H133V125H130V123L128 122L127 123V126H125V127H127V129H124V126L122 125V124H120V121H119V118H112L111 119ZM110 121V122H111ZM142 121V120H141ZM188 121V120H187ZM193 121V120H192ZM201 121V120H200ZM211 121V120H210ZM248 121V120H247ZM251 121V120H250ZM74 122V121H73ZM82 122V121H81ZM81 122H79V123H81ZM100 122V121H99ZM123 122V121H122ZM154 122H155V120H154ZM198 122V121H197ZM208 122H209V120H208ZM227 122H229V120L227 121ZM75 123H77V122H75ZM83 123V122H82ZM111 123V124H112ZM133 123V122H132ZM137 123H138V121H137ZM140 123V122H139ZM147 123V122H146ZM158 123V122H157ZM174 123V122H173ZM181 123H182V120H181ZM185 123H187V122H185ZM191 123V122H190ZM85 124H87L86 122H85ZM141 124V123H140ZM184 124V123H183ZM182 124V125H183ZM200 124H201V122H200ZM89 125V124H88ZM99 125V124H98ZM113 125V124H112ZM146 125V124H145ZM173 125V124H172ZM207 125V124H206ZM240 125H241V123H240ZM249 125V124H248ZM90 126V125H89ZM139 126V125H138ZM157 126H158V124H157ZM175 126H176V124H175ZM184 126V125H183ZM188 126V125H187ZM203 126H205L204 124H203ZM232 126V125H231ZM74 127V126H73ZM109 127V126H108ZM137 127V126H136ZM159 127V126H158ZM157 127V128H158ZM178 127V126H177ZM182 127V126H181ZM197 127V126H196ZM235 127H236V125H235ZM245 127V126H244ZM88 128V127H87ZM92 128V127H91ZM172 128H173V126H172ZM183 128H186V126H184ZM190 128H191V126H190ZM193 128V127H192ZM241 128V127H240ZM247 128V127H246ZM93 129V128H92ZM97 129V128H96ZM102 129H104V128H101V130ZM110 129V128H109ZM113 129V128H112ZM175 129V128H174ZM173 129V130H174ZM73 130H74V128H73ZM180 130V129H179ZM179 130H177V131H179ZM189 130V129H188ZM207 130V129H206ZM209 130H211V129H209ZM229 130H230V128H229ZM245 130V129H244ZM88 131V130H87ZM109 131V130H108ZM113 131V130H112ZM113 131V132H114ZM159 131V130H158ZM193 131V130H192ZM202 131V130H201ZM200 131V132H201ZM204 131V130H203ZM231 131V130H230ZM246 131V130H245ZM92 132V131H91ZM96 132V131H95ZM101 132V131H100ZM107 132V131H106ZM109 132H111V131H109ZM160 132H162V131H160ZM180 132L182 133V130H180ZM220 132V131H219ZM226 132H227V130H226ZM226 132H224L225 134H226ZM72 133V132H71ZM115 133V132H114ZM114 133H111V134H113V136H114ZM186 133H187V131H186ZM193 133V132H192ZM199 133V132H198ZM205 133V132H204ZM204 133L202 134V135H204ZM217 133V132H216ZM239 133V132H238ZM253 133V132H252ZM99 134V133H98ZM106 134V133H105ZM129 134V133H128ZM168 134V133H167ZM178 134V133H177ZM191 134V133H190ZM196 134H197V132H196ZM206 134H208V136L210 135V132H206ZM235 134V133H234ZM243 134V133H242ZM248 134V133H247ZM119 135V134H118ZM258 135V134H257ZM98 136V135H97ZM104 136V135H103ZM132 136V135H131ZM171 136V135H170ZM191 136V135H190ZM198 136H199V134H198ZM207 136V137H208ZM211 136V135H210ZM248 136H250V134L248 135ZM99 137V136H98ZM98 137H97V139H98ZM108 137V136H107ZM117 137H119V136H117ZM121 137V136H120ZM128 137V136H127ZM160 137V136H159ZM186 137V136H185ZM196 137V136H195ZM243 137H245V135H243ZM263 137V136H262ZM90 136H89V134L86 132V130L84 129V128H81V127H79L77 130H76V133H74L73 134V136H72V140L74 141V143L75 144H77V145H80V147L81 148H83V150L87 153V155H89L90 157H92L93 159H95V161L96 160H99V157H101V156H103V153H102V151H100L99 150V148L98 147H96V145H94L93 144V142L90 144V143H88V140H90ZM104 138V137H103ZM113 138V137H112ZM126 138V137H125ZM133 138V137H132ZM165 138V137H164ZM173 138V137H172ZM189 138V137H188ZM198 138V137H197ZM216 138H221V137H216ZM115 139V138H114ZM184 139V138H183ZM207 139V138H206ZM205 139V140H206ZM241 139H242V137H241ZM92 140V139H91ZM102 139H100V141H101ZM108 140V139H107ZM123 140V139H122ZM130 140V139H129ZM133 140V139H132ZM160 140H162V139H160ZM200 140V139H199ZM232 140H234L233 139V135H226V137H222L221 138V140H219V141H221L222 143H223V151L225 152V151H229L228 152V154L224 157L223 156V158L222 157H220V156H218V151H216V150H213L212 152L214 153V154H216L215 156V158H217L216 159V161L218 160L219 162H222V161H224L227 165H228V167L226 168V170H222V172L224 173V175L226 176H224L223 178H219L218 176H216L217 178H215L214 179V181L215 180H218V183H217V189H218V191H219V193H220V195H222V198H224V211L226 212H228V215H227V220L229 221V225H232V226H234V224H235V221L236 220H238V219H241V221H242V216H240V215H238V211H236V208H234V206L232 207V206H230L231 204H228V203H226V201H227V199H234V201L236 202L238 199H237V197L235 196V192H239V191H242V190H251L252 189V185H253V183H252V180H251V177H252V175H254L255 173H251V169H250V166L248 167V165H247V163L245 162V159H244V155H245V153H249L251 150H252V148H251V146H248V145H244L241 149H237V148H234L233 146L232 147H229L228 145H229V143H231L232 142ZM99 141V142H100ZM110 141V140H109ZM119 141V140H118ZM189 141V140H188ZM193 141V140H192ZM201 141V140H200ZM203 141H204V139H203ZM208 141H209V139H208ZM212 141V140H211ZM217 141V140H216ZM90 142V141H89ZM120 142V141H119ZM175 144H176V146L179 148V151H185V150H183L182 149V143H181V140L179 139V137L178 136H175ZM195 142V141H194ZM197 142V141H196ZM205 142V141H204ZM237 142V141H236ZM110 143V142H109ZM113 143V142H112ZM185 143V142H184ZM188 143V142H187ZM210 143V142H209ZM243 143V142H242ZM101 144H102V142H101ZM104 144V143H103ZM128 144V143H127ZM129 144H131V143H129ZM200 144V143H199ZM219 144V143H218ZM238 144H239V142H238ZM106 145V144H105ZM118 145V144H117ZM131 145H133V144H131ZM206 145V144H205ZM233 145V144H232ZM102 146V145H101ZM115 146V145H114ZM121 146V145H120ZM119 146V147H120ZM129 146V145H128ZM195 146H196V144H195ZM204 146V145H203ZM207 146V145H206ZM238 145H236V147H237ZM104 147V146H103ZM107 147V146H106ZM105 147V148H106ZM112 147V146H111ZM121 147H123V146H121ZM131 147V146H130ZM134 147V146H133ZM128 148V147H127ZM173 148V147H172ZM199 148V147H198ZM108 149V148H107ZM111 149V148H110ZM131 149H132V147H131ZM217 149V148H216ZM219 149V148H218ZM116 150V149H115ZM173 150V149H172ZM178 150V149H177ZM197 150H200V151H202V152H206V153H211L210 151L211 150H206V149H203V148H200V149H197ZM221 150V151H222ZM126 151V150H125ZM130 150L128 149V152H129ZM187 151V150H186ZM111 152V151H110ZM135 152V151H134ZM133 152V153H134ZM257 152V151H256ZM120 153V152H119ZM121 153H122V150H121ZM120 153V154H121ZM125 153V152H124ZM192 153V152H191ZM221 153H223V152H221ZM250 153H252V151L250 152ZM249 153V154H250ZM253 153H254V151H253ZM260 153V152H259ZM118 154V153H117ZM116 154V155H117ZM130 154V153H129ZM135 155H136V153H134ZM262 154V153H261ZM256 155V154H255ZM264 155V154H263ZM120 156V155H119ZM125 158H126V160L128 159V153H127V151H126V153H125V155H123ZM139 156V155H138ZM178 156V155H177ZM177 156H175V157H177ZM180 156V155H179ZM184 156V155H183ZM190 156V155H189ZM214 157V156H213ZM131 158H133V157H131ZM135 158V157H134ZM199 158V157H198ZM101 159V158H100ZM121 159H122V156L121 157H118L117 158V160H113L112 159V157H110V156H104V159H103V161H102V164H103V166L105 167V168H108L109 170L111 169L112 171L114 170V171H116V172H119V174H121L122 175V177H123V179H125V181L129 184V186L131 187V189H132V192L133 193H135L136 195H137V197H139V199H142V202H144V203H146L149 207L148 208H150L151 210H152V212L154 213V215L156 216V217H158V220L160 219L159 217L160 216H158V212L156 213L155 212V210L154 209H152L151 208V206H150V204H149V202H148V200H147V196L145 197V194H144V191L145 192H147V193H149L150 195H152L151 197L155 200V203L157 204V206H158V208L160 209V210H162L163 212H169V213H171V214H173L174 215V217H175V221H177L178 222V224H179V226H180V232H184V233H186V235L187 236H190L191 235V233H190V231H188V228L189 229H193V232H192V234L193 233H195V230H194V223L192 224V225H188L189 223L191 224L192 223V221H191V219H190V221H186V219H185V217L184 216H186L187 217V215H183V214H181V213H183L182 211H180L179 210V208H177L178 207V204H180V205H182V207H184L187 211H189L190 212V214H196L197 212H195L194 210L195 209H197V205H196V203H193V201H185L184 200V198H181V197H179V192H178V194H174L173 192L171 193V194H167L168 196H169V198L168 199H164V197L163 196H160V194H159V192L156 190V189H154V187H153V189L151 190H149V185H147L145 182H146V180H144L143 178H148V176H143V177H138V176H134L133 175V177H130V176H127L121 169V167H120V163H122V161H121ZM177 159V158H176ZM181 159V158H180ZM210 159V158H209ZM212 160V159H211ZM125 162V161H124ZM179 162H180V160H179ZM126 163H128L129 164V162H128V160L126 161ZM123 164V163H122ZM131 164V163H130ZM129 164V165H130ZM220 164V163H219ZM126 166V165H125ZM125 166H123V167H125ZM128 166V165H127ZM135 166V165H134ZM140 166V165H139ZM144 166V165H143ZM216 166V165H215ZM129 167V166H128ZM226 167V166H225ZM225 167H223V168H225ZM141 168V167H140ZM148 168V167H147ZM178 168V167H177ZM132 169V168H131ZM137 169V168H136ZM126 170V169H125ZM124 170V171H125ZM219 170V169H218ZM242 170L244 171H246L247 172V174H248V178H249V184L247 185V186H245V187H242V188H240V183H238V180H239V177L242 175ZM147 171V170H146ZM150 171V170H149ZM153 171V170H152ZM151 171V172H152ZM215 171H216V169H215ZM221 172V173H222ZM259 172V171H258ZM244 173V172H243ZM139 174V173H138ZM260 174V173H259ZM141 175V174H140ZM143 175V174H142ZM223 175V174H222ZM258 175V174H257ZM215 177V176H214ZM222 177V176H221ZM242 177V176H241ZM260 177V176H259ZM219 178V179H218ZM210 179V178H209ZM256 179V178H255ZM258 179V178H257ZM261 179V178H260ZM149 181V180H148ZM166 181V180H165ZM185 181V180H184ZM151 182V181H150ZM183 182V181H182ZM217 182V181H216ZM166 183V182H165ZM191 183V182H190ZM210 183V182H209ZM243 183V182H242ZM180 184V183H179ZM216 184V183H215ZM159 185V184H158ZM190 185V184H189ZM209 185V184H208ZM155 186V185H154ZM170 186V185H169ZM156 187H157V185H156ZM164 187H166V185L164 186ZM207 187V186H206ZM214 187V186H213ZM160 189V188H159ZM166 189H167V187H166ZM178 189V188H177ZM262 189V188H261ZM169 190V189H168ZM172 190V189H171ZM164 191V190H163ZM178 191V190H177ZM181 191V190H180ZM162 192V191H161ZM171 192V191H170ZM185 192V191H184ZM196 192V191H195ZM200 192H201V190H200ZM204 192V191H203ZM243 192V191H242ZM164 193V192H163ZM181 193V192H180ZM207 193V192H206ZM241 193V192H240ZM253 193V192H252ZM166 194V193H165ZM182 194V193H181ZM189 194V193H188ZM242 194V193H241ZM248 194V193H247ZM249 194H251V193H249ZM147 195V194H146ZM163 195V194H162ZM203 195V194H202ZM208 195V194H207ZM211 195V194H210ZM264 195V194H263ZM149 196V195H148ZM166 196V195H165ZM186 196V195H185ZM192 196V195H191ZM218 196V195H217ZM247 196V195H246ZM251 196V195H250ZM249 196V197H250ZM252 196H254L253 194H252ZM150 197V198H151ZM187 197V196H186ZM215 197V196H214ZM239 197V196H238ZM256 197V196H255ZM258 197V196H257ZM149 198V197H148ZM216 198V197H215ZM221 198V197H220ZM247 198V197H246ZM263 199V198H262ZM141 201V200H140ZM229 201V200H228ZM263 202H264V199L262 200ZM186 203H188L187 205H185ZM239 203V202H238ZM253 203L255 204L256 203V200H253ZM151 204H153V203H151ZM234 204V203H233ZM258 204H260V202H257V205ZM238 206V204L236 205V207ZM263 206V205H262ZM261 207V206H260ZM155 208V207H154ZM242 208V207H241ZM244 208V207H243ZM252 208V207H251ZM255 208V207H254ZM175 209H178V211H180L179 212V214L178 215H176V213H174V211H175ZM184 209V210H185ZM199 209V208H198ZM260 209V208H259ZM177 211V210H176ZM199 212H200V209L198 210ZM160 212V211H159ZM247 213V212H246ZM160 214V213H159ZM251 214V213H250ZM255 214V213H254ZM162 216V215H161ZM172 216V215H171ZM192 216V215H191ZM252 216V215H251ZM261 216V215H260ZM165 217V216H164ZM170 217V216H169ZM196 217V216H195ZM245 217V216H244ZM171 218V217H170ZM184 218V219H183ZM190 218V217H189ZM194 218V217H193ZM224 218V217H223ZM258 218V217H257ZM197 219V218H196ZM245 219V218H244ZM254 219H256V218H254ZM161 220V219H160ZM169 220V219H168ZM188 220V219H187ZM250 220V219H249ZM261 220V219H260ZM172 221V220H171ZM195 221V220H194ZM240 221V220H239ZM160 222H162V221H160ZM260 222V221H259ZM174 223V222H173ZM199 223V222H198ZM250 223V222H249ZM254 223V222H253ZM162 224H164L165 225V223H162ZM177 224V225H178ZM237 224V223H236ZM261 224V223H260ZM260 224H258L259 226H260ZM246 225V224H245ZM247 225H248V223H247ZM253 225V224H252ZM263 225V224H262ZM179 226H177V227H179ZM240 226H241V224H240ZM255 226V225H254ZM167 227V230L173 235V236H175L176 238H177V240L182 244V245H184L186 248H187V244H185V239H182L181 238V236L184 234V233H181V236H179V235H177L173 230H172V228H170V226L168 227L167 225H165V228ZM172 227V226H171ZM211 227V226H210ZM253 227V226H252ZM200 228V227H199ZM235 228V227H234ZM173 229L175 230V228L173 227ZM201 229H202V227H201ZM243 229V228H242ZM245 229V228H244ZM257 229H259V228H257ZM261 229H262V227H261ZM264 230V229H263ZM197 231V230H196ZM236 231V230H235ZM238 231V230H237ZM242 231V230H241ZM177 232V231H176ZM200 232V231H199ZM224 232H227L226 230L224 231ZM229 232V231H228ZM234 232V231H233ZM239 232H240V230H239ZM179 233V232H178ZM207 233H209V232H207ZM222 233H223V231H222ZM236 233V232H235ZM186 235H184V236H186ZM197 235H199V237H201L200 236V234H197ZM206 235V234H205ZM192 236V235H191ZM206 236H208V235H206ZM207 238V237H206ZM188 239V238H187ZM190 239V238H189ZM184 240V241H183ZM203 240V239H202ZM187 241H189V240H187ZM204 241V240H203ZM206 241V240H205ZM191 242H193V244H194V246L192 247V251H190V253L192 254V252H194L195 251V249H194V247H196V244H197V242L198 241H191ZM206 243V242H205ZM205 245V244H204ZM207 246V245H206ZM213 246V245H212ZM189 248V247H188ZM187 248V249H188ZM197 248V247H196ZM206 248V247H205ZM217 248V247H216ZM207 249V248H206ZM213 249V248H212ZM201 250V249H200ZM209 250V249H208ZM208 250H207V253H208ZM210 252H211V254L210 255H212V256H220V254H219V252H217V251H215V250H209ZM249 252V251H248ZM195 254H196V252H195ZM201 254H203V253H201ZM248 254V253H247ZM246 255V254H245ZM193 256V255H192ZM202 256V255H201ZM209 256V255H208ZM211 256V257H212ZM243 256V255H242ZM249 257V256H248ZM196 258V257H195ZM213 258V257H212ZM244 258V257H243ZM251 258V257H250ZM197 259V258H196ZM202 259H204V257L202 258ZM219 259V258H218ZM217 258L215 259V264H235L231 259L230 260H228L227 258H224V261L225 262H221V261H219ZM198 260H200V259H198ZM206 260V259H205ZM204 261V260H203ZM242 261V260H241ZM257 261V260H256ZM255 261V262H256ZM245 262H247V261H245ZM244 262V263H245ZM252 262V261H251ZM254 262V263H255ZM264 262V261H263ZM237 263V262H236ZM253 264V263H252Z\"/></svg>",
    "mask_w": 264,
    "mask_h": 264
},
{
    "label": "built area",
    "instance_id": "built-area-1",
    "mask_svg": "<svg viewBox=\"0 0 264 264\" xmlns=\"http://www.w3.org/2000/svg\"><path fill=\"white\" fill-rule=\"evenodd\" d=\"M215 61L222 63V67L225 71H228L232 68V63L228 59H225L220 55L215 57ZM212 137H213V135H211V136L209 135L208 139H211Z\"/></svg>",
    "mask_w": 264,
    "mask_h": 264
}]
</instances>
